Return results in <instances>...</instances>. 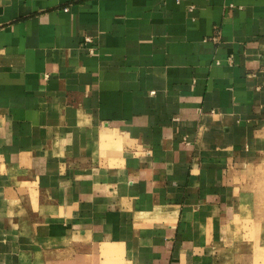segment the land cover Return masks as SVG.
<instances>
[{"label": "crops", "instance_id": "1", "mask_svg": "<svg viewBox=\"0 0 264 264\" xmlns=\"http://www.w3.org/2000/svg\"><path fill=\"white\" fill-rule=\"evenodd\" d=\"M261 171L264 0H0V264H255Z\"/></svg>", "mask_w": 264, "mask_h": 264}, {"label": "rangeland", "instance_id": "2", "mask_svg": "<svg viewBox=\"0 0 264 264\" xmlns=\"http://www.w3.org/2000/svg\"><path fill=\"white\" fill-rule=\"evenodd\" d=\"M260 173L264 178V172ZM256 192L258 196L255 206L249 209L248 216L244 215L240 219L232 240L228 239L227 244L231 246L235 243L240 247L239 252L242 253L238 256V260L251 257L255 259V264H264V186L258 188ZM246 213L247 211L244 212Z\"/></svg>", "mask_w": 264, "mask_h": 264}, {"label": "built area", "instance_id": "3", "mask_svg": "<svg viewBox=\"0 0 264 264\" xmlns=\"http://www.w3.org/2000/svg\"><path fill=\"white\" fill-rule=\"evenodd\" d=\"M217 36V37H216ZM219 33H216V35H214L213 37H212V41H216L219 37Z\"/></svg>", "mask_w": 264, "mask_h": 264}]
</instances>
